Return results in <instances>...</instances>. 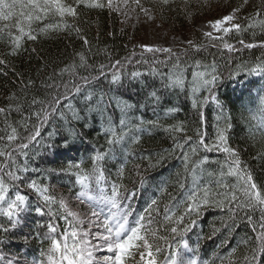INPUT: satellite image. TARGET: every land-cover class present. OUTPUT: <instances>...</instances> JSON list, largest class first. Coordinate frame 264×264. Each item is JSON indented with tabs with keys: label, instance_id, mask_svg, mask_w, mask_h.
<instances>
[{
	"label": "snow or ice",
	"instance_id": "1",
	"mask_svg": "<svg viewBox=\"0 0 264 264\" xmlns=\"http://www.w3.org/2000/svg\"><path fill=\"white\" fill-rule=\"evenodd\" d=\"M249 4L250 0H241L234 7L226 3L230 10L220 18L208 22L207 27L211 30L202 32V43L185 39L182 43L187 47L181 48L180 51H174L171 47L138 45L137 47L142 50L139 53L140 58L134 59L137 56L134 48L124 60L129 65H149V71L146 73L133 70L126 74L124 61L117 59L107 65L100 64L98 68L94 67V74L81 76L79 80L72 79L70 84L63 82L57 84L54 79L56 76H63L66 72L75 75L77 67H89L86 54L83 51L76 52L79 65L73 63L61 68L59 72L54 71L48 78L52 83L44 84L45 88L54 90L49 93V97L38 99L33 96L31 105H38L39 108L25 118L26 122L23 126L27 134H20L13 123H8L9 114L13 110L21 112L22 106L17 104L15 108L12 105L7 108L0 107V115H3L5 120L4 134L0 135V158H3L0 160V232L6 236L22 235V229L28 226V218L31 214L34 213L36 217L41 218L47 217V221L36 222L34 237L40 240L41 244L46 241L47 249L40 252L42 259L38 262L34 260L32 264H208L207 261H201L196 256L199 237L196 250L186 239L187 234L197 226L202 212L208 208L227 210L231 213L229 219L232 224L224 225L229 230L243 213V218L255 233L254 237L244 241V249L238 258L232 259L237 249H232L228 253V264H264V188L256 183L249 169L241 163L238 150L229 145L227 131L231 128V124H227L226 127L218 126L216 137L211 143L206 140V133L199 127L195 131V136H172L173 151L181 152L186 170H190L193 174V186L185 191V199L179 202L183 205L182 210L179 204L164 206L163 224L157 219L161 213L160 200L156 192L148 196L143 212H138L133 207V201L138 199V195L143 197L148 192L149 178L144 174L147 169L142 168L139 163L134 164L131 171L137 179L133 180L132 188L124 182L130 157L137 156V153L127 145L139 144L141 140V136L136 133L142 134L143 131L150 130L146 126L162 127L171 134L185 132L183 121L162 125L159 119L144 120L140 117L137 123L131 113L137 106L142 109L151 106L155 111L162 104L164 93L169 90L176 92L188 89L189 85L185 77L187 69H191V106L198 112L200 125L205 124L203 109L209 103L223 113L224 104L217 95V90L223 86L225 77L219 72L215 59L208 64L200 59L193 58L189 62L187 59L182 60L181 57H187L190 52L199 53L208 46L227 50L229 53L237 52L240 49L228 39L234 33L255 29L264 33V0H259L258 4L253 2V11L245 18L246 23L239 22L241 19L239 14L246 10ZM173 5H176V0H149L148 4L145 0H0V40H5L11 54L15 55L22 48L25 39L35 41L40 34L47 36L50 31L66 32L69 35L75 32L76 38L82 41V48L90 51L91 42L81 34L82 28L76 23L83 10L106 11L109 16L116 14L124 17L125 20L133 13H143L145 17L153 20L155 19L153 13L157 8L161 13L164 10H182L188 15L187 10L192 7L191 0H181V5L175 8L171 7ZM196 5L201 11L205 7L211 9L213 6L212 0H196ZM45 21L54 22L45 23ZM238 42L244 49L251 50L257 47L264 49V40L257 43L240 39ZM146 53L152 54L151 60L145 55ZM158 54H163L165 58L160 59ZM169 64L171 71L166 79L161 80L163 91L153 88L147 81L138 79L144 75L163 77L165 74L161 73L156 65ZM0 65L7 66V61L0 59ZM109 70H111L109 83L116 85L117 88L124 86L126 75L130 77L129 83H141L146 90L143 103H131L115 96L108 97V102L105 103L106 93H100L99 99H95L93 95L85 97L88 103L85 104L83 113L86 114L73 110L70 104L65 105V101H68L73 94L81 93L82 89L91 82L99 81L101 78L108 79ZM242 72L247 76L264 79V56L257 57L250 65H236V71L230 72L227 79L240 84L243 88L250 82L239 79ZM31 85L30 80L24 85V89L27 90ZM61 86L64 92L59 91ZM202 92H206L207 95H203ZM243 95L244 93L241 92V96ZM248 95L251 97V89H248ZM257 95L260 115L257 117L256 114H252L251 119L257 120V130L261 137H264V95L259 91ZM113 100L121 113L118 127L113 123L112 115L108 112ZM241 104L243 105V101ZM65 106L72 111L71 120H68L61 111ZM177 111V108H169L167 114L170 116ZM93 112L98 113L102 121L107 117L103 134L108 147L104 150L93 147L86 160L72 158L68 160L66 166L62 165L59 169L43 170L45 175L54 174L57 177L67 175L70 178L68 196L63 194L57 196L52 192L50 185L20 175L21 171L25 173L29 171L27 160L31 146L40 144L41 141H44L42 145L44 151L40 155L45 158V162L49 153L55 157L60 148L71 151L78 145L89 143L86 130L93 127L91 120ZM57 113L65 121L63 130L53 126V130L47 133L48 139L44 140L41 130ZM33 115L35 122L29 129L27 122L32 121ZM72 121H76V124ZM118 147L120 154L124 156L123 163L118 158ZM186 147H190L191 151H186ZM201 148L206 152L225 155L226 159L221 165L220 174L236 177L238 182L235 186L218 182L217 188L214 189L197 181L196 168H202L208 162V158L190 160V156L197 154ZM19 156L25 158L23 166H16ZM148 159L149 168L163 166V156L152 162V154L148 153ZM110 161H114L117 165L114 178L108 167ZM224 168H227L226 172L223 171ZM32 171L39 172L41 169L34 168ZM24 186L35 194L34 204L29 195L21 192ZM182 187L186 186L182 185ZM219 189L224 191L221 192ZM158 191L162 192L163 189L160 188ZM172 199L176 200L175 197ZM257 212L258 221L254 215ZM153 213L156 215L154 216ZM60 221H63V227ZM161 227L168 235H161ZM43 229L46 231H42ZM215 231L218 230H214L213 234ZM161 240L164 241L166 248L161 245ZM28 242L29 237L25 236L24 243ZM225 243L226 241H222L221 246ZM185 251L193 252V256L186 259L183 255ZM17 252L18 254L8 259L6 264H21L19 250ZM97 253L105 254L97 255ZM3 259L0 256V264ZM23 264H28L26 258ZM221 264H224L223 260Z\"/></svg>",
	"mask_w": 264,
	"mask_h": 264
},
{
	"label": "trees",
	"instance_id": "2",
	"mask_svg": "<svg viewBox=\"0 0 264 264\" xmlns=\"http://www.w3.org/2000/svg\"><path fill=\"white\" fill-rule=\"evenodd\" d=\"M194 0H191L193 2ZM231 6H236L241 0H228ZM149 0H145L148 4ZM253 2L258 4L259 0H250V4L246 10L242 11L239 15L241 17V23H246L245 18L253 11ZM181 5V0H176V5L171 7H177ZM188 11V10H187ZM155 12L161 18L164 23L175 26L176 24L182 25V22L186 20L184 11H168L164 10L161 13L160 9H156ZM54 21H45V23ZM77 26L82 28V35H85L91 42V50L82 48V41L76 38L75 32L69 35L66 32H49L47 36L40 34L39 38L35 41H29L25 39L22 48L18 54H11L10 48L5 40H0V59L7 61V66L0 65V107L7 108L12 105L13 108L17 104L22 106V111L17 112L13 110L8 116V123H13L17 127L20 134H27L23 123L25 118L39 108L38 105H31L33 96L38 99H47L49 93L53 92V89L45 88V83H52L49 80V76H52L54 71L59 72L61 68L71 65L73 63L79 65V58L75 56L78 51H83L87 56V63L89 67H77L76 74L64 73L63 76H56L55 82L57 84L69 83L72 79L79 80L81 76L94 74V67H99L100 64H109L117 59L124 61L126 74L131 73L133 70H139L142 73L149 71V65L147 64H127L124 58L128 57L133 49L137 53L134 59H139V53L141 48L137 47L138 33L131 29L128 24L122 22L121 18L116 15L109 14L100 11L83 10V14L79 17ZM42 26V25H41ZM109 33H112L111 35ZM192 40L197 43L203 42L202 34L194 32L192 34ZM229 42L232 43L240 51L229 53L227 50L218 49L216 47L208 46L206 50H202L199 53H189L187 57L182 56L181 59H187L189 62L194 59H200L204 63L211 64L215 59L217 67L220 73L223 74L225 80L223 86L217 90V95L224 104L223 113L215 105L209 103L203 109L205 114V124L200 125L199 115L196 110L191 106L190 98V82H191V69H187L185 72L186 81L189 88L185 91L172 92L169 90L163 95L162 104L154 111L151 106L146 109H142L137 106L131 113L136 118V122H139V118L144 120H156L159 119L162 125L174 124L179 121L185 122V132L171 134L166 132L162 127H151L150 130H145L143 133H136L141 136L139 144H128L127 147L137 153L135 158L130 157V162L127 165L128 171L126 172L125 183L129 188L133 186V180L137 179L132 173L134 164H141L142 168L147 169L144 173L149 178L148 192L139 197L136 201H133V207L138 212H143L146 206V200L152 192H156L160 200L159 211L161 213L157 219L161 224L163 221L164 206L167 204L170 207L173 204H179L180 201L185 199L184 193L187 189H191L193 184V174L190 170H186L182 154L179 150L173 151L172 136H195V131L199 127L201 131L206 133V140L211 143L217 132V127H226L227 124H231V128L227 131L229 139V145L232 148L238 150V154L241 163L246 166L253 175L256 183L264 188V137H261L257 130V120L251 119L252 114H256L259 117L260 104L258 91L261 95H264V79L257 76H247L246 73H241L239 79L247 83L245 87H241L240 84H236L234 81L228 80L230 72L236 71V65L252 64L256 61L257 57L264 56V49L259 47L248 50L244 49L239 44L240 39H244L246 42H257L264 40V33L259 29L247 30L241 33H234L229 38ZM184 47H187L184 46ZM182 47V48H184ZM181 48L174 51H180ZM149 60L152 58V54H145ZM160 59H164L163 54H158ZM162 76L152 77L150 75H144L138 78L142 81H147L155 89H162L161 80L166 79L167 74L171 71L170 64L156 65ZM111 70H109L108 79L101 78L99 81H93L89 85L85 86L81 93L73 94L68 101H65V105H71V108L83 113L84 106L88 101L85 99L88 95H93L95 99H99L100 93H106L105 103L108 102V97H118L128 100L131 103H143L146 94L145 88L141 83L132 82L129 83L130 77L125 76L124 86L117 88L116 85L109 83L111 79ZM32 81V85L25 90L24 85ZM111 88V91L109 89ZM248 89H251V97L248 95ZM151 90V89H149ZM60 92H64L63 86L59 88ZM241 92L244 93L241 96ZM203 95H207L206 92H202ZM243 101V105L241 104ZM95 103V100L93 101ZM177 108L178 111L172 113L170 116L167 114L169 108ZM68 120H71L72 111L69 107L65 106L61 109ZM108 112L112 115L113 123L118 127L121 113L115 106V100H113L112 106L108 108ZM86 114V113H83ZM91 120L93 127L87 129L89 143L84 145H78L76 149L66 151L63 148L57 150V155L53 157L50 153L47 156V162L45 158L40 155L44 151L42 145L35 144L31 146L29 156L27 160V166L29 171L27 173L21 171L22 177H28L35 179L37 182H43L50 185L54 194L59 196L63 194L68 196V181L69 177L63 175L57 177L54 174L45 175L44 169L57 168L62 165L66 166L69 159H87L90 150L95 147L96 149L104 150L108 147L106 144L105 136L103 134V128L107 123V117L102 118L98 113L93 112L91 114ZM35 122L34 115L32 121L27 122V127L31 129L32 124ZM76 124V121H72ZM65 121L59 113L53 117L44 129H42V135L44 140H47V133L53 130V126L63 130ZM5 120L3 115H0V135L4 134ZM79 130V129H77ZM39 139V138H37ZM186 151L190 152V147H186ZM118 158L123 163L124 156L120 154L119 147L117 148ZM148 153L152 154V162H155L160 156L164 157L163 166L156 168H149L150 163L148 159ZM142 154V155H140ZM207 157L208 162L203 165L202 168H196L197 181L201 185H210L214 189L217 188L218 182H224L231 186L237 184V178L231 176H221V165L225 161L226 157L223 153L206 152L201 150L190 156V160H198ZM3 158H0L2 160ZM25 164V158L19 156L16 161V166H23ZM108 167L111 170L113 178L115 177V169L117 167L114 161H110ZM41 169L39 172H34L32 169ZM224 172L227 168L223 169ZM209 173H212L210 175ZM154 178V179H153ZM7 179V177H5ZM74 179V178H73ZM185 185L186 187H182ZM137 188L139 185H136ZM162 188L163 191H158ZM223 192V189H219ZM15 189H13V192ZM21 192L29 195L32 198L33 204L35 203V194L27 189L26 186L21 188ZM173 197L176 198L173 201ZM223 198V197H221ZM82 207V206H81ZM182 210L183 205L179 204ZM155 216L156 214L153 213ZM255 218L259 220V213H255ZM231 213L227 210L221 211L217 208H208L202 212L201 217L197 221V226L187 234L186 239L189 240L190 246L196 250L197 240L199 237V249L196 251V256L201 261H207L208 264H221L223 260L224 264H228V253L232 249H237L236 254L232 257L233 260L239 257L240 252L244 249V241L250 237H254L255 233L252 232L251 225L243 218L244 214L241 213V217L237 218L235 224L231 229H226L224 225L232 224L229 219ZM47 221V217H36L35 214H31L28 218V226L22 229V235L7 236L0 232V256L4 259L2 264H6L5 261L11 259L18 254L21 257V264L26 258L28 264H32V261H39L42 259L40 252L47 249V242L41 244L40 240L35 239V229L37 221ZM61 227H63V221H60ZM214 230H218L215 231ZM19 231V230H18ZM42 231H46L43 229ZM161 235H168L163 232V228L160 229ZM29 237V242L24 243V237ZM208 237H211L209 239ZM226 243L221 246V242ZM161 245L166 248L164 241H160ZM184 257L191 258L193 252L185 251Z\"/></svg>",
	"mask_w": 264,
	"mask_h": 264
},
{
	"label": "rangeland",
	"instance_id": "3",
	"mask_svg": "<svg viewBox=\"0 0 264 264\" xmlns=\"http://www.w3.org/2000/svg\"><path fill=\"white\" fill-rule=\"evenodd\" d=\"M229 4L228 0H212V8L205 7L202 11L197 7L196 0L191 2L192 7L188 9L186 20L182 25L176 24L171 26L164 23L158 14L154 11L155 19L150 20L143 15V13H133L130 18L125 20L124 17L119 16L124 23L138 33L139 45H155L160 47H171L173 50L186 46L182 41L191 39L194 32L202 34L205 30H211L207 27L209 21L220 18L227 14L230 10L226 6ZM105 253H97V255H104ZM4 262V260H3ZM7 261H5L6 263Z\"/></svg>",
	"mask_w": 264,
	"mask_h": 264
}]
</instances>
